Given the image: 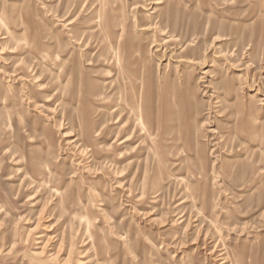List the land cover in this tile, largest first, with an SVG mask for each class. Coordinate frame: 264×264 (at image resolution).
Listing matches in <instances>:
<instances>
[{"label":"rangeland","instance_id":"obj_1","mask_svg":"<svg viewBox=\"0 0 264 264\" xmlns=\"http://www.w3.org/2000/svg\"><path fill=\"white\" fill-rule=\"evenodd\" d=\"M223 262L264 264V0H0V264Z\"/></svg>","mask_w":264,"mask_h":264},{"label":"bare ground","instance_id":"obj_2","mask_svg":"<svg viewBox=\"0 0 264 264\" xmlns=\"http://www.w3.org/2000/svg\"><path fill=\"white\" fill-rule=\"evenodd\" d=\"M157 26H158V25H157ZM214 43H215V42H214ZM125 142H127V140L123 141V143H125ZM121 144H122V143H121ZM79 150L83 151L81 148H79ZM113 172H114L116 175L121 173L118 167L114 168ZM120 176L122 177L123 175H120ZM120 185H122V184H120ZM224 263H225V262H223V264H224Z\"/></svg>","mask_w":264,"mask_h":264}]
</instances>
